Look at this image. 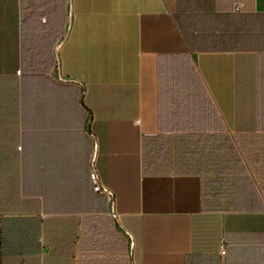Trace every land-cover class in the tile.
Listing matches in <instances>:
<instances>
[{
  "label": "crops",
  "instance_id": "0c3cea01",
  "mask_svg": "<svg viewBox=\"0 0 264 264\" xmlns=\"http://www.w3.org/2000/svg\"><path fill=\"white\" fill-rule=\"evenodd\" d=\"M0 232V264H264V0H0Z\"/></svg>",
  "mask_w": 264,
  "mask_h": 264
},
{
  "label": "built area",
  "instance_id": "2783aa9c",
  "mask_svg": "<svg viewBox=\"0 0 264 264\" xmlns=\"http://www.w3.org/2000/svg\"><path fill=\"white\" fill-rule=\"evenodd\" d=\"M242 9V5H238L236 6L235 10L237 12L241 11ZM91 178L95 184V187L98 191H104L110 198L113 196V193L110 191V190H106L99 182V178H98V173L96 171L95 168L92 169V172H91ZM220 251H221V254H225L226 253V246H225V243L223 240L220 241Z\"/></svg>",
  "mask_w": 264,
  "mask_h": 264
},
{
  "label": "trees",
  "instance_id": "16d2710c",
  "mask_svg": "<svg viewBox=\"0 0 264 264\" xmlns=\"http://www.w3.org/2000/svg\"><path fill=\"white\" fill-rule=\"evenodd\" d=\"M1 244H2V237H1V232H0V248H1Z\"/></svg>",
  "mask_w": 264,
  "mask_h": 264
}]
</instances>
